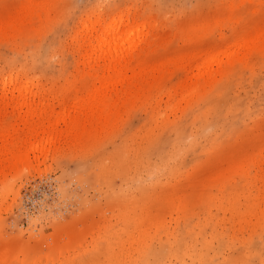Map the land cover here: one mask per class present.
<instances>
[{"label": "rangeland", "instance_id": "obj_1", "mask_svg": "<svg viewBox=\"0 0 264 264\" xmlns=\"http://www.w3.org/2000/svg\"><path fill=\"white\" fill-rule=\"evenodd\" d=\"M0 264H264V0H0Z\"/></svg>", "mask_w": 264, "mask_h": 264}, {"label": "bare ground", "instance_id": "obj_2", "mask_svg": "<svg viewBox=\"0 0 264 264\" xmlns=\"http://www.w3.org/2000/svg\"><path fill=\"white\" fill-rule=\"evenodd\" d=\"M106 41H105V39L104 38H102V43H104L103 45H105L106 43H105ZM22 91H23V89H22ZM16 153L18 154L19 152L18 151H16ZM17 160H18V162L19 161H21L22 160V157L20 156V155H18V157H17Z\"/></svg>", "mask_w": 264, "mask_h": 264}]
</instances>
